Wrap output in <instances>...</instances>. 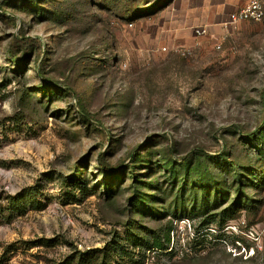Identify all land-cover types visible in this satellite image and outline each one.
<instances>
[{
  "label": "rangeland",
  "instance_id": "obj_1",
  "mask_svg": "<svg viewBox=\"0 0 264 264\" xmlns=\"http://www.w3.org/2000/svg\"><path fill=\"white\" fill-rule=\"evenodd\" d=\"M247 2L0 0V264H264Z\"/></svg>",
  "mask_w": 264,
  "mask_h": 264
},
{
  "label": "built area",
  "instance_id": "obj_2",
  "mask_svg": "<svg viewBox=\"0 0 264 264\" xmlns=\"http://www.w3.org/2000/svg\"><path fill=\"white\" fill-rule=\"evenodd\" d=\"M264 18V0H248V2L239 8L229 12L227 18L221 22L224 28L232 29L245 21H260ZM196 35H206L211 31V25L201 24L193 27ZM222 47V42L217 43V49ZM163 49H166L164 47Z\"/></svg>",
  "mask_w": 264,
  "mask_h": 264
},
{
  "label": "trees",
  "instance_id": "obj_3",
  "mask_svg": "<svg viewBox=\"0 0 264 264\" xmlns=\"http://www.w3.org/2000/svg\"><path fill=\"white\" fill-rule=\"evenodd\" d=\"M157 245H159V246H160L161 244H157Z\"/></svg>",
  "mask_w": 264,
  "mask_h": 264
},
{
  "label": "crops",
  "instance_id": "obj_4",
  "mask_svg": "<svg viewBox=\"0 0 264 264\" xmlns=\"http://www.w3.org/2000/svg\"><path fill=\"white\" fill-rule=\"evenodd\" d=\"M242 7V6H241Z\"/></svg>",
  "mask_w": 264,
  "mask_h": 264
}]
</instances>
